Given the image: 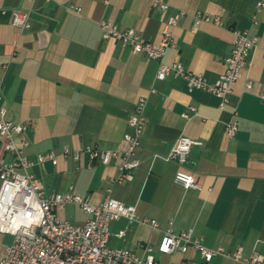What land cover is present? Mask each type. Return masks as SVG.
Masks as SVG:
<instances>
[{"label": "crops", "instance_id": "crops-1", "mask_svg": "<svg viewBox=\"0 0 264 264\" xmlns=\"http://www.w3.org/2000/svg\"><path fill=\"white\" fill-rule=\"evenodd\" d=\"M156 1L0 0V105L5 118L27 125L29 145L23 155L30 161L51 150L80 153L78 161L60 157L55 166L47 162L44 169H30L47 196L71 191L99 205L110 189L113 199L135 207L139 220L109 223V247L143 257L140 245H149L156 264H201L192 251H157L165 231L190 230L209 249L231 253L241 246L244 257L258 254L264 261V9L257 8L259 0H163L164 10ZM14 9L28 13V29L11 25ZM180 11L172 29L174 47L164 62H178L208 82L225 71L233 30L247 31L256 40L223 108L207 91H188L182 77L157 80L156 61L102 38L99 23L107 21L158 42L163 24ZM197 13L209 21L194 27ZM215 18L220 25L213 23ZM139 97L146 99L135 152L139 165L132 181L112 184L119 159L102 165L81 151L123 152V136L132 132L127 119ZM230 121L237 124L234 137L224 130ZM181 137L200 142L182 166L167 159ZM0 158H12L2 140ZM180 169L196 179L198 189L174 183ZM54 214L74 225L86 218L72 204ZM142 219L155 220L158 227L152 229ZM11 241V235L0 233V260ZM211 264L242 263L217 256Z\"/></svg>", "mask_w": 264, "mask_h": 264}, {"label": "built area", "instance_id": "built-area-1", "mask_svg": "<svg viewBox=\"0 0 264 264\" xmlns=\"http://www.w3.org/2000/svg\"><path fill=\"white\" fill-rule=\"evenodd\" d=\"M156 4L163 10L167 8L163 0L156 1ZM257 8L264 9V0L258 1ZM182 14V11L178 12L163 24L158 42L146 41L137 35L134 29H119L111 22L103 21L99 26L103 39L118 41L122 48H128L133 53H142L156 61L157 80H164L169 75L182 77L186 81L188 91H207L220 99V108H223L228 103L232 86L241 78V70L256 40L251 38L247 31L233 30L235 40L230 55L225 59V71L214 82H208L202 75L185 71L178 62L171 65L164 62L167 51L174 47L172 29ZM208 21L207 17L197 13L194 16V27L200 22ZM10 23L20 30L28 29L30 27L28 13L14 9L11 12ZM213 23L221 24L218 18H215ZM251 84L248 80L246 87L250 88ZM2 99L0 86V104ZM261 99L264 101V94ZM145 104L144 97H139L134 103L133 111L127 119V125L132 132L123 136L127 144L123 152L98 151L92 147H86L81 151L90 160H98L102 165H107L112 159H119V173L111 180L112 184L133 180V170L139 165L135 152L145 121ZM190 110L194 112V108ZM5 113L4 107L0 105V140L3 142L4 152L12 157L10 161L0 158V233L11 235L12 241L6 247V255L0 260V264H156L153 249L149 245H140L144 252L143 257L108 246V226L111 221L120 218L128 222L139 220L135 207L113 199L109 194L110 189L99 205H94L88 198L74 195L71 191L50 196L45 194L41 180L34 177L30 169L33 166L44 169L47 162L55 166L60 157L78 161L80 153L64 148L60 152L51 150L37 154L33 161L28 160L23 155V149L29 145L28 127L6 120ZM182 117L187 119L188 114L183 113ZM224 130L228 137H234L237 130L236 122L226 123ZM199 144L198 141L181 137L167 159L175 161L180 166L185 165L191 148ZM174 183L184 189H198L196 179L181 169L175 173ZM69 204L79 207L86 216L83 224L74 225L55 216L56 208H63ZM141 221L148 223L152 229L158 227L155 220ZM123 235L124 230L119 231L117 236ZM157 251L161 254L179 252L184 255L192 251L198 256L201 264H211L213 258L217 256L230 258L242 264H264L258 254L244 257L241 246L231 253L221 247L209 249L204 246L202 239L194 237L190 230L178 234L171 230L165 231Z\"/></svg>", "mask_w": 264, "mask_h": 264}, {"label": "rangeland", "instance_id": "rangeland-1", "mask_svg": "<svg viewBox=\"0 0 264 264\" xmlns=\"http://www.w3.org/2000/svg\"><path fill=\"white\" fill-rule=\"evenodd\" d=\"M67 208H68V207H65L64 210H62V211H58L57 216H58L59 218H62V217H61L62 212H66Z\"/></svg>", "mask_w": 264, "mask_h": 264}]
</instances>
